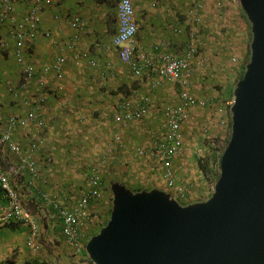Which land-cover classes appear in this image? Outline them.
<instances>
[{
    "label": "built area",
    "instance_id": "obj_1",
    "mask_svg": "<svg viewBox=\"0 0 264 264\" xmlns=\"http://www.w3.org/2000/svg\"><path fill=\"white\" fill-rule=\"evenodd\" d=\"M59 2L60 0H0V74L4 68H7L5 67L7 63L18 65V82L13 83L12 80L7 83V95L10 100L12 99L11 102H18L22 107L26 106L25 113L5 114L2 119L4 121L0 122V195L5 203L0 211V230L9 227L10 224L29 227L31 235L28 246L33 252L40 251L41 247L37 239L40 232L38 218L41 216H37L36 209L39 203L44 202L52 208L55 217L61 222L65 242L77 257L86 248L87 222L97 213V207L103 202L106 193L105 163L113 153L124 147V143L122 135L117 133L104 149L103 159L86 176L84 191L70 202L68 193L61 189H51L53 183L42 174L40 165L52 168L55 164L53 156L45 149L44 137L39 133L30 134L27 136V146L16 139V135L31 125L36 126L40 131L47 126L43 112L47 107L48 99L43 92L46 83L42 77L54 76L55 80L62 83L65 79L64 66L67 63L78 66L83 61L97 72L103 88L117 77L112 62L100 63L91 60L80 49L84 23L79 17L70 20L71 27L75 28L76 33L63 48L54 43L60 52L51 65L43 68L41 79L37 77L34 67L29 62L30 50L38 37L52 39L51 32L41 28V20L42 15ZM204 2V0H191L193 23L198 27L202 21ZM19 5L25 6L24 13L18 12ZM54 19L62 22L64 17L55 15ZM117 22L118 31L113 37L112 45L121 64L137 78L151 73L158 76L151 82V87L154 89L159 88L164 81L180 88L177 104L164 108L165 123L162 127V136L153 142L148 152L138 149V153L140 156H148L159 161L163 179L173 197L181 205L191 204L190 187L178 178L174 169L175 161L184 150V127L190 121L195 109H209L221 114L224 110L219 107V103L193 93L195 74L198 71L205 72L210 65L208 57H199L196 38L198 31L190 32L189 40L180 55L172 54L171 44L165 43L154 47V58L145 53L139 58L136 46L138 26L135 7L131 0H119ZM35 81L41 94L32 100L29 95H32L30 90ZM232 103H227L230 109ZM150 105L148 96L141 99L124 98L115 107L112 117L115 123L124 128L130 123L144 120L150 112ZM221 125L226 127L225 121H222ZM37 157L40 159V165ZM42 185L48 186V189H42ZM22 186L26 191L27 188L30 191L34 190L35 195L31 198L27 192L25 197V189H22Z\"/></svg>",
    "mask_w": 264,
    "mask_h": 264
},
{
    "label": "crops",
    "instance_id": "obj_2",
    "mask_svg": "<svg viewBox=\"0 0 264 264\" xmlns=\"http://www.w3.org/2000/svg\"><path fill=\"white\" fill-rule=\"evenodd\" d=\"M131 1L135 7V18L138 26L136 46L139 58L143 53L154 58V47L165 43L171 44L170 52L172 54L180 55L189 40L190 32L199 30L198 26L193 23L191 0ZM17 10L21 13L26 11L24 5L17 6ZM214 12L212 10L213 15ZM55 15L64 17L63 21H55ZM74 17H79L84 23L80 49L91 60L100 63L112 62L117 71L116 79L109 83L106 90H101L103 87L99 75L89 67L86 61L78 66L67 63L64 66L65 79L62 83L55 80L54 76H41L43 68L51 65L59 54L57 45L63 48L64 44L76 33L70 22ZM213 19L216 20L215 15ZM41 28L51 32L52 39L38 37L32 44L29 62L34 67L37 77L39 79L42 77L46 83L43 92L47 95L48 104L43 112V117L47 126L40 131L36 126L31 125L16 135V139L27 146V136L30 134L39 133L44 137L46 151L54 157V163L59 162V170H61L56 177L50 173L45 175L43 166L40 165V159L37 157L42 174L54 185L50 188L65 190L63 188L65 185L58 183L60 186H55V183L62 181V178H66V176L69 177V174L59 175L60 172H75L70 155L89 156L91 154L92 156L99 153L97 149L99 148V141L103 140L108 144L117 134L116 127H119L121 131L119 134L123 137V151L127 150V157L136 154L135 150L138 149L148 152L153 142L162 136V127L165 123L164 108L168 105L177 104L179 89L173 83L165 81L159 88L154 89L151 87V82L158 76L151 73L149 77L136 81L127 67L120 63L117 52L112 45L113 37L118 31L117 0H60L42 15ZM18 71V65L10 63L0 74V122L5 114L25 113L26 111V106L22 107L18 102H11L12 99L10 100L7 95L6 85L12 80H14L13 83L18 82ZM122 86L124 87L121 90ZM127 90L128 94H125L124 92ZM30 93L32 95L29 96L32 100L41 94L36 81L33 82ZM33 95H35L34 98ZM145 96L150 98L151 105L150 112L144 120L130 123L124 128L115 123L112 113L120 101L124 98L133 97L141 99ZM197 111L204 110L195 109L191 114L190 121L184 127V150L185 143L186 146L188 144L186 139L189 138H186V134H191L189 128ZM213 113L216 114V116L213 115V121L218 125L225 121L226 127L228 126L230 118L225 108L222 114ZM226 127H223L225 133L228 131ZM189 139L191 140V138ZM102 145L105 146L106 144ZM184 150L176 160V163L182 166L185 161ZM86 162L88 161L84 160L85 164L80 165V160L78 168H83L82 166L86 165ZM174 168L176 171L179 169L175 164ZM76 172H82V170L79 169ZM60 176L63 177L60 178ZM71 181L74 184H69V188L82 185L83 176L78 180L75 178ZM164 183L166 186L165 180ZM23 186L22 189H25ZM82 187L84 186L82 185ZM84 189L85 187L79 189L78 193L83 192ZM193 191L194 194L202 192V190L196 191L194 188ZM206 191L200 194L206 195ZM27 192L31 198L35 195L34 190L30 191L27 188V191L25 189V197H27ZM210 193H212V188ZM194 199L195 201L197 199L205 200L204 197L196 198V196ZM4 204L0 195V211H2ZM39 218L40 232L37 242L41 250L33 252L29 248L28 240L31 235L29 227L15 225L16 227L13 228H4L0 230V264H90L86 256H74L65 239L56 235L54 227L56 217H51L50 220L49 218L46 219L47 228L43 227L46 224L44 220Z\"/></svg>",
    "mask_w": 264,
    "mask_h": 264
},
{
    "label": "water",
    "instance_id": "obj_3",
    "mask_svg": "<svg viewBox=\"0 0 264 264\" xmlns=\"http://www.w3.org/2000/svg\"><path fill=\"white\" fill-rule=\"evenodd\" d=\"M239 3L250 60L233 90L211 197L184 206L160 189L111 182L109 220L85 248L93 264H264V0Z\"/></svg>",
    "mask_w": 264,
    "mask_h": 264
},
{
    "label": "trees",
    "instance_id": "obj_4",
    "mask_svg": "<svg viewBox=\"0 0 264 264\" xmlns=\"http://www.w3.org/2000/svg\"><path fill=\"white\" fill-rule=\"evenodd\" d=\"M118 2H119V0H117V4H118ZM114 4H115V1H114ZM231 6H232V3L230 2V0H216L215 1V7H213L212 10L215 11L214 15L216 16V20L214 21L215 23L212 24L213 27L218 26L219 28L221 27V29L223 28L222 24H217V20L221 19V21L223 20V22L225 23L227 21L226 15L232 14ZM206 14L207 13H206L205 8H204L203 12L201 13L202 21L200 23V26L198 27V29H199L198 35L199 36L197 35L196 38L198 41L199 57H203V56L208 57L209 63H210L214 57H215V59L218 60L217 56H220V54H217V56L215 55L212 58L211 54L208 53V50L206 48V41L203 38L204 35H206V33H207L208 37H210V35H211V39H212L211 42L212 43L215 42L216 40L220 39V37L223 38V40L225 41V38H224V34L219 32L216 29H214L215 31L213 33L207 32L205 30L206 29L205 18L207 16ZM224 26L226 27V25H224ZM216 47H218V46H216ZM218 49H219V47L216 50H218ZM222 50H224V52H227V51L230 52V49H226V47H224ZM249 56H250V48H249V52H248V60H249ZM248 60L246 61L244 59V63L242 62V63L235 64V65L228 64L229 66L225 65V63H222L221 72L224 73L225 70H229L228 72L230 74L232 73V75H234L237 78V80L239 81L244 75L246 64L249 62ZM203 74H199V73L195 74L193 93L199 97H204V98L213 100L215 103H220L221 102L220 96L222 93V87H221L222 85L220 86V84H221L220 81H215L216 84L210 85L211 84V78L214 76L211 73H203ZM133 77H134L133 78L134 80L139 81L138 79H144V78L149 77V74H145L144 77H142V78H137L135 76H133ZM112 81L113 80H111L109 83H111ZM109 83H108L107 87L101 88V90L103 91V90L108 89ZM123 87L124 86L121 87V90L123 89ZM178 89L180 91V88H178ZM201 91H202L203 95H202V93H199ZM127 92H128V90L125 91L124 93L128 94ZM226 128L228 129V131H227V133L222 134L221 138L225 139V143L227 144L229 141L228 138H230V133H231V121ZM211 134L212 135H209V136H206L207 134H203V136L199 137V139L196 143V147H198L199 150L201 151L200 155H197L198 157L195 155H190L191 157L190 156L189 157L192 161L194 170L198 173V177H200V179H203V180L209 179V180L213 181L215 184L217 179L219 178V175H220L219 163H220V158L222 156V153L225 150V146L222 149L220 147H215V145L217 146V142H219L220 137L217 135H214L213 133H211ZM104 143L106 144L105 146L102 145ZM98 146H99V148H97V149L99 150V153H96L95 155H92V156H91V154L89 156L77 155L73 159L70 158L72 160V162L74 163L75 170L79 166L78 164L80 162V157L83 159V163H84V160L88 161V162H86L87 163L86 168L88 170H86L84 172V174L79 172L78 175H80V173H81L80 177L85 176V175L88 176L90 173V170L93 169V167H95L96 165H98V163L103 159V153H104L103 149L107 146V143L105 141L101 140V141H99ZM123 150L124 149L122 148V149L118 150L117 152L113 153L111 155V157L109 158V160L106 161L107 163H105L107 171L104 173V177L110 176V178H111L110 183L111 182H121V183L125 184L127 186V188L131 189L133 192H140V191H144V190L149 191L152 189H160V190L166 191L168 193H172L171 190L167 188V186H164V189H163V188H160L158 185H154L153 187H149L147 185L148 179L149 180L152 179L151 181H153V179H156V178L159 179V178L163 177L162 172H161L162 171L161 166L159 164V161H157V160H153V159L149 158L148 156L146 158L139 156V153L137 152L138 150H135L136 154H134L132 156V158H135V159H130V160H136L137 159L140 161V163L142 162V160H145L142 162L143 166L140 167L142 169V171L139 172L140 174L139 173L137 174L134 167H132L131 170L128 172L127 177H125L124 173H122V174L120 173V175L117 174L119 172L120 161L122 160L123 153H125V151H123ZM98 155H100V156H98ZM175 164H176V161H175ZM124 165L135 166L132 164V161L128 162L127 160L124 162ZM55 166H56V168H55ZM52 168L55 171L54 173H52V171H53V170H51ZM52 168L51 167H43V172L45 173V175L46 174L48 175L50 173L51 175L56 177V175L58 174L59 169H60L59 162L56 161ZM153 168L155 169V171H153ZM154 172H156L157 175L156 174L154 175ZM62 174H63V176H65V174H67V172L65 171ZM176 174H177V171H176ZM63 176H60V178ZM80 177L76 176L75 178L78 180ZM139 177L143 178L144 181L143 182L139 181ZM62 179H63L62 181H57L55 183V186H57V185L60 186L58 183L65 185V187L63 186V188L68 193V195H67L68 200L70 202L74 201L77 198L76 196L78 194H80V193H78L79 191L77 192L76 190H73L72 187L69 188L70 187L69 184H72V185L74 184L72 181L70 182V181L66 180L67 178H62ZM104 180L106 181V179H104ZM214 184H213V186H214ZM75 185H77V184H75ZM213 186H211V187L208 186V188L206 186L198 188V185H197L196 191H199V190H202V192L206 191V190H208V191H206V195L200 194L202 192H197V194H194V191H191V202L193 203L195 201L194 196H196V198L204 197L205 200L210 198L211 194H212V193H210V190L212 188V191H213ZM81 187H82V185H78L77 189H79ZM84 187H82V189ZM41 188L46 190V189H48V186L42 185ZM105 189H106V193H105L103 202L97 207V213L92 216L91 221L89 220L90 223H89V221L87 222L88 223L87 229H86L88 232L87 241H88V239H90L94 235L98 234L99 231L107 224V222L109 220V217L111 214V209H112L113 196H112V193L110 190V186H107ZM55 190H59V188H55ZM190 190H191V188H190ZM208 192L210 193V195ZM202 200L203 199H197V201H195V202H201ZM109 203L111 204L110 209L107 207ZM38 205L39 206L36 209V212H37V215L40 214L39 216H41V220H44V223L47 222L46 221L47 218H49V220L51 219V217L55 218L54 211L47 204L42 202V203H39ZM55 220H56V222H54L55 223L54 227H55L56 235L60 236L63 239L64 236H62L63 235L62 234V229H63L62 224L57 218H55ZM51 223H53V222H51ZM47 226H48V223L43 225L44 228H47ZM13 227H16V226L14 224H10L9 228H13ZM87 241H86V243H87ZM71 251H72V249H71ZM72 254L74 255L73 251H72ZM81 255L86 256L89 263L93 264L91 262V260L89 259L85 249L82 251ZM74 256H76V255H74Z\"/></svg>",
    "mask_w": 264,
    "mask_h": 264
},
{
    "label": "rangeland",
    "instance_id": "obj_5",
    "mask_svg": "<svg viewBox=\"0 0 264 264\" xmlns=\"http://www.w3.org/2000/svg\"><path fill=\"white\" fill-rule=\"evenodd\" d=\"M215 1L216 0H205V11H206V31L213 33L216 29L219 32L224 34V38L225 41L223 40V38L220 37V39L216 40L215 42H211V35L210 37L206 35H204V39L206 41V48L208 50V53L211 54L212 58L217 54H220V56L218 57V60L215 59V57L213 58V60H211L210 65L208 67V69L205 72H197L199 74H203V73H211L214 77L211 78V84L210 85H214L216 84L215 81H220V86L222 87V93H221V102L219 103V107L221 108H225L228 111V116L230 118L231 121V114H230V105H228V102H233V90L235 88L236 83L238 82L237 78L232 75V73L230 74L228 71L229 70H225L224 73L221 72L222 69V63H225V65L229 66L228 64H239V63H244V59L247 61L248 60V52H249V48H250V43L252 40V34H251V24L248 21L246 14L244 13V11L242 10L239 0H230V2L232 3L231 6V11L232 14H227L226 18L227 21L224 23L223 20H217V24H222L223 28L221 29V27L219 28L218 26L213 27L212 24H214L215 20L213 19V13H212V9L213 7H215ZM226 25V27L224 26ZM219 49L216 50L218 47ZM224 47H226V49H230V52H224V50H222ZM249 60H250V56H249ZM248 60V61H249ZM241 61V62H240ZM245 61V62H246ZM11 62L7 63L5 67H7L8 64H10ZM196 73V74H197ZM204 75V74H203ZM199 93H202L199 92ZM203 95V93H202ZM198 110V109H197ZM200 110H204V111H197V114H195L192 124L190 125L189 128V132L191 134H186V138L189 137L191 138V140L189 138L186 139V141L188 140V144L186 146L185 143V150H184V155H185V161L182 163L183 166L178 163L175 164L176 167H179L178 169V178L184 182H186L187 185H189V187L191 188V191H193V188L196 190L197 186L194 185H198L199 187H204L206 186L208 188L213 186L214 182L209 180V179H200V177H198V173L194 170L193 168V164L192 161L190 159V155H200V150L198 147H196V143L199 139L200 136H203V134H207L206 136L212 135L211 133H213L214 135L219 136V142H217V146L220 147L221 149L225 146H227V144L225 143V139L221 138V135L225 132H223V126L219 125L213 121V115L216 116L215 113L216 111H212L209 109H200ZM217 114H220L218 112H216ZM208 118V120H207ZM215 127V128H214ZM117 131L116 133L121 132L119 127H116ZM228 137V136H227ZM229 139V138H228ZM190 140V141H189ZM185 141V142H186ZM101 145V144H100ZM127 150L125 151V153H123V157L122 160L120 161V168H119V172L117 174L120 175V173H124L125 177L128 176V172L131 170L132 167L135 168V171L137 172V174L139 172L142 171V169L140 167H142V162L145 160H142V162L140 163L139 160H130V159H135L132 158V156L134 155H129L127 157L126 155ZM77 155L76 154H71L70 158L73 159L75 158ZM140 156V155H139ZM190 156V157H189ZM141 157H145L146 156H141ZM198 157V156H197ZM81 160V164L83 165L85 163H83V159L80 157ZM132 161V164L135 166H127L124 165L125 161ZM139 165V166H138ZM85 166V167H84ZM82 166L83 168H77L75 170V172L69 173L67 172V174H69V177L66 176V180L70 181L74 180L76 176L81 175V173L84 174V172L86 171V165ZM82 170V172L79 174V172H76L77 170ZM61 171V170H59ZM153 171H155V169L153 168ZM55 171L53 170L52 173H54ZM63 172H60L59 175H63ZM66 174V175H67ZM77 174V175H76ZM140 174V173H139ZM156 174V172H154V175ZM157 175V174H156ZM137 177V176H136ZM86 179V175L83 176V181H82V185H85V179ZM80 179V178H79ZM106 179V185L110 186V176L105 177ZM151 179V178H150ZM152 180V179H151ZM148 179L147 185L149 187H153L154 185H158L160 188H164L165 183H164V179L159 178V179H153V181H151ZM139 181H144L143 178L139 177ZM73 190H76L77 192L80 191L79 188L77 189V187H72ZM213 192V191H212ZM209 199V198H208ZM207 199V200H208ZM109 209L111 207V204L109 203L107 206ZM105 216V215H104Z\"/></svg>",
    "mask_w": 264,
    "mask_h": 264
},
{
    "label": "clouds",
    "instance_id": "obj_6",
    "mask_svg": "<svg viewBox=\"0 0 264 264\" xmlns=\"http://www.w3.org/2000/svg\"><path fill=\"white\" fill-rule=\"evenodd\" d=\"M212 193H213V192H212ZM112 201H113V200H112ZM111 210H112V209H111ZM89 240H90V239H89ZM89 240H88V241H89ZM86 244H87V243H86Z\"/></svg>",
    "mask_w": 264,
    "mask_h": 264
}]
</instances>
